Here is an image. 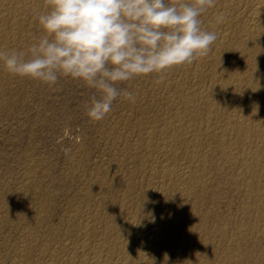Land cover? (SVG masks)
Here are the masks:
<instances>
[{
    "label": "bare ground",
    "instance_id": "bare-ground-1",
    "mask_svg": "<svg viewBox=\"0 0 264 264\" xmlns=\"http://www.w3.org/2000/svg\"><path fill=\"white\" fill-rule=\"evenodd\" d=\"M217 1L202 26L218 37L208 54L175 66L186 70L165 81L171 89L157 94L154 115L129 121L128 130L123 125V152L115 153L123 169L114 163L107 164L110 173L96 169L63 213L39 192L37 213L18 216L27 222H19V239L11 241L10 264H264V0ZM28 3L0 0V50L27 56L32 29L39 38L45 34L38 13L46 8ZM220 12L225 20L216 24ZM19 80L0 61V119L14 118L10 96ZM21 179L26 187L29 179ZM226 183L240 197L238 218L215 209Z\"/></svg>",
    "mask_w": 264,
    "mask_h": 264
},
{
    "label": "rangeland",
    "instance_id": "rangeland-1",
    "mask_svg": "<svg viewBox=\"0 0 264 264\" xmlns=\"http://www.w3.org/2000/svg\"><path fill=\"white\" fill-rule=\"evenodd\" d=\"M28 1L30 3V4L28 3L29 5H31L32 3V9L38 8L39 6L41 7V4L43 8L44 7L46 8V10L49 8V5L45 3L46 2L45 0H43L42 3H40V1L37 2L36 0H28ZM32 1L37 2L36 3L37 5H35V2H32ZM174 2L175 0H165V3L169 5H171ZM33 4L34 6H36L35 8L33 7ZM216 4H218V1L216 2ZM213 9L214 7L208 9L209 12L207 10V12L201 15L200 19L202 21V26L204 24L203 22L207 20V18H209L210 15L213 13ZM33 20L35 24L36 19L34 18ZM32 30L35 31V32L33 31V33L36 36L37 35L36 30L35 29H32ZM34 34H32V37L30 36L29 40L32 39L33 41H35V43H37L39 39L41 38H39L38 35L37 37H35ZM175 68L177 67H172V69L171 68L168 69L167 72L165 73L164 81L159 84L156 83L159 76L158 74H155V73L150 74V75L137 76L127 82L118 83L116 85L118 88L122 90L126 89L127 91L132 92L136 96V102L132 103L122 95L117 97L116 100L113 102L112 110L105 116L104 119L99 120V121L93 120L88 116V109L91 106L92 98L93 96H96L97 98H99V93L96 89L91 88L82 80L74 79L70 76L60 75L55 85H49L47 83L41 82L36 79L19 76L20 83L19 82H17L19 84L16 83V87L19 85L18 89L15 87L17 90L14 93L15 95L13 94L14 97L13 95L10 96L11 98L14 99V101H16L14 110H13V114L15 113L14 118L8 117L7 119V117L5 116V118L7 119L6 120L3 117L4 116L3 114V116H1V119L4 122L2 123L0 119V123H2L0 124V187H1L0 188V202H3V205H1L2 203H0L1 205L0 209L1 208L4 209V211L0 210V217L3 216V219L0 218L1 219L0 223L1 222L7 223V224L3 223L7 227L0 225L2 229V230L0 229V232L1 231L4 232V233L1 232L2 235L0 233V236L2 237V238L0 237V241L3 239V236L5 238L4 240H2L5 242L1 241L3 245H1V242H0V246H2L0 247V256H1L0 264H10L9 263L11 262L10 258L13 257V254H12L13 249L11 247V241L15 242L16 240L19 239L18 229L23 226V225L22 226L20 225L27 222V220H29L30 215L31 217H33V215L37 213L38 210H36L35 208L39 209L38 205L41 204V202L35 203L40 198L38 197L39 192L46 193L48 197L51 196L50 199L51 201H54V203L53 202L52 203L55 207L58 206V208H61L64 206L67 209V208H70V206L66 207V204L70 205L75 200V197L73 196L77 195L80 189L84 187L83 185L86 184L85 186H87L90 183L89 178L92 179L95 175L99 173V172L97 173L96 171H99V169L101 170L103 168H106L104 170H107L109 164H113V163L117 164L119 167L122 166L121 168L123 169V160H121V158L119 159L120 156L118 155L121 152H123L122 151L123 149L122 148L123 147V141H122L123 140V130H122L123 125L127 124L126 130L131 129V128L127 129L128 124L131 123L132 121H135L136 119L139 120L140 118H143L141 116H144V113H147L148 116L150 113V116H152L157 112V108L160 105V100L158 99L160 97H158V95L159 94L161 96L165 95L171 89L169 86V83L165 81H168V80L170 81L172 78L178 76L180 72L183 73V71L185 72L186 70L182 68L183 70L181 69L180 72H178L180 68L178 69H175ZM162 90L164 92H162ZM151 110L153 111V114ZM133 114L134 115L138 114L137 116L135 115L136 118H134V120H132L133 119L132 117H134L132 116ZM147 115L145 114V116ZM126 118L128 119V121L126 120L127 123L125 122ZM108 131H111V132H109L108 134ZM116 134L118 135V137ZM112 136L114 138L116 136L115 139L119 141L115 143V145H112L114 144L112 143V139H113ZM79 147L80 149H78ZM65 149L69 150L67 155L65 154ZM115 153H118V154H115ZM114 156L117 157L118 159L115 158ZM34 170H36V172ZM110 170L111 169L107 171L110 173ZM25 174H27L28 177L25 176ZM91 175H94V176L91 177ZM22 176L25 177L27 180L29 179V182L27 181L26 187L22 186V185H26L24 184L26 183V181L25 182L21 181L22 180L21 178H23ZM32 177L34 180L30 179ZM26 179H23V180H26ZM226 184L225 186L223 184L225 189L222 185L220 186L221 189L219 190V192L221 191L220 193L223 194L222 197L224 198L219 196V199H217L218 203H216L217 206L215 205L216 207L215 209L216 211L217 210L223 211V212L217 211L219 214L224 213L223 215H227V217H230V218L232 217L233 219L235 217L238 218V215L235 213H238L236 212L237 211L236 209L239 206L238 204H240V200H239L240 197L238 198V194H236L237 192H234L233 189L230 190V185L227 184L226 186ZM80 185H82L81 188H80ZM222 190L224 191L222 192ZM17 191H19V193ZM20 191L21 193L25 191L27 192L21 194ZM226 191L227 192L230 191V192L227 193ZM232 191L235 193L234 196H236L239 203L236 200V198H233L234 193L232 194L231 193ZM228 194L230 196H228ZM70 195L72 197H70ZM69 197L70 199H67ZM71 198L72 199L74 198V200H72ZM225 198L229 200L226 201ZM67 200L71 203L68 202L65 204ZM219 200H220V203H219ZM5 201L8 204V205L6 204V206L4 205V203H6ZM224 202H229V203L224 204ZM230 203H232L233 205ZM34 204H37V206L35 207ZM218 204L219 205L222 204V205L219 206ZM225 205L226 206L229 205L228 207H231L232 205V208L229 210L228 207H223ZM6 207L10 209L7 210ZM63 208L59 209L60 211L58 212H61V213L65 212L64 211L65 208L64 209ZM218 208L222 210H219ZM225 208H228L227 209L228 211L223 210ZM32 209H35L36 212ZM232 210L234 213H231ZM7 211L9 215L5 214L6 217H4L3 214L5 212L7 213ZM12 211L15 212L16 214L15 213L12 214L13 213ZM22 211L25 212L24 216L27 217L26 218L27 220L24 219L25 221H22L21 219L24 217ZM19 212L21 213L19 214ZM225 212H227V214H225ZM19 215L21 216L20 219L18 217ZM9 216L11 219H9ZM15 216H17L16 217L17 219L15 218ZM2 220H6V221H2ZM8 221L11 224L12 223L13 224L11 225ZM20 221L24 223L19 224ZM14 224L16 225L19 224L18 228ZM10 225L12 226L13 230L15 229L14 231L12 230ZM4 227H6L7 230ZM7 233H10L11 236L10 234H7ZM9 236H10V239L11 237L13 238L10 240ZM14 237L15 239L17 237L18 239L15 240ZM6 238H8L9 240ZM7 243H10V244H7ZM5 246L6 247L9 246V247L6 248ZM252 249H253V252L251 250L250 254L254 255L256 253L255 255H257L259 253L257 248L252 247ZM254 249L256 250V252ZM4 252H6L9 255V257L8 255H6V253L4 255ZM10 254H12V256ZM249 264H256V263L251 261Z\"/></svg>",
    "mask_w": 264,
    "mask_h": 264
},
{
    "label": "clouds",
    "instance_id": "clouds-1",
    "mask_svg": "<svg viewBox=\"0 0 264 264\" xmlns=\"http://www.w3.org/2000/svg\"><path fill=\"white\" fill-rule=\"evenodd\" d=\"M38 13L45 33L23 52L0 50V61L11 74L55 85L60 75L85 82L99 93L88 116L102 120L113 102L136 96L116 85L134 77L158 74L205 56L217 34L204 30L201 15L216 0H46ZM220 12L215 23L221 24ZM68 149H65L67 155Z\"/></svg>",
    "mask_w": 264,
    "mask_h": 264
}]
</instances>
